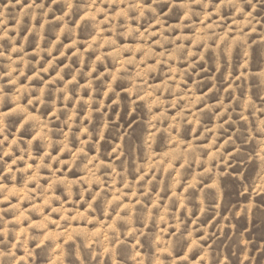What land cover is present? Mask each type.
Instances as JSON below:
<instances>
[{
    "label": "rangeland",
    "instance_id": "obj_1",
    "mask_svg": "<svg viewBox=\"0 0 264 264\" xmlns=\"http://www.w3.org/2000/svg\"><path fill=\"white\" fill-rule=\"evenodd\" d=\"M204 2L0 0V264H264V167L204 163L264 156V4Z\"/></svg>",
    "mask_w": 264,
    "mask_h": 264
},
{
    "label": "clouds",
    "instance_id": "obj_2",
    "mask_svg": "<svg viewBox=\"0 0 264 264\" xmlns=\"http://www.w3.org/2000/svg\"><path fill=\"white\" fill-rule=\"evenodd\" d=\"M54 2H55V0H54ZM166 2H167V0H153V5H156V4H159V3H166ZM209 2H210V0H208V2H204L203 3V7L204 8H208V3ZM245 4H251L252 7H253V10H255V8H256L257 5L264 4V0H255V3L253 2V0H227V3L225 5H222V7L232 8L235 13L240 14V15H244L245 14V7H244ZM68 7H69V10L71 11L72 4L69 3ZM98 10L102 11V9H98ZM148 11H150L153 14H155L156 13V8L155 7H150L148 9ZM216 11L219 12L220 11V8H217ZM121 14L123 15L124 13H121ZM208 14L211 15L210 12ZM65 15H67V13ZM94 15H95L94 13H89V16H91L93 19H94ZM143 16H144V11H141L140 16H138L136 19L139 20ZM60 18L63 19V17H60ZM254 19H255V17L253 16L252 12H249V13L246 14V18L243 21H239V20L236 19V17H233V22L236 23L238 29L241 32H243L244 27L247 26V25L252 24V21ZM257 23H259V21H257ZM66 28H67V24L65 25V29ZM130 31H132V30L130 29L129 32ZM125 34H127V33H125ZM245 35H246V33H245ZM241 39H243V37H241ZM76 43H77V41L74 40L72 46H75ZM53 47H55V45H53ZM48 51H49V53H51L52 52V49L49 48ZM0 89H2V88H0ZM22 91H25L26 92V91H28V89L25 88V89H22ZM3 98H4V96L3 95H0V100H3ZM12 99L14 101H17L18 100V96H14V97H12ZM37 99H40V98L37 97ZM65 99H67V97H65ZM40 102L43 103V100H40ZM119 102H120L119 99H116V100L113 101V104H119ZM31 103H32V101L29 100V104H31ZM103 107H104V105L101 104V108H103ZM13 111L14 112L15 111H23V109L17 108V109H13ZM98 111H99V109H98ZM89 115H91V113ZM161 115L163 116V113ZM29 119H31V118H29ZM21 127L23 128V125H21ZM105 127H107V125ZM218 127L219 128H223L224 125H218ZM4 131H5V128H0V133H3ZM85 131H87V129H85ZM165 131H170V130H165ZM100 135L103 136V130L100 131ZM7 139H8V137L6 135L3 136V139H0V144H2L3 141L4 140H7ZM251 140H252V137L249 134L248 141H251ZM248 141H245V142L247 143ZM27 143H28L29 149H30L32 142L31 141H28ZM58 143H62V145H63L61 147V149H60L61 152L70 151V149L68 148V144H67V138H65V141L58 142ZM11 144L12 145H16L17 147H19V143H18L17 140H13L11 142ZM225 144L234 145V147H233L234 150L232 152H229V153L225 154V152L222 151V149L224 148V145H220V148L217 149V150H215V151H212V145H208L207 147L209 149V153L210 154L208 155L207 161H204V163H211V161L215 160L217 167H219L221 164L224 165L225 171L222 172V173H220V176L234 175L235 174L234 169H235V166H236L237 163H239L242 168L246 169L247 166L249 164H251L254 160H258V161L261 162V166L264 167V156H259L258 154H255V153L254 154L253 153H249V154H247L246 159H240L239 161H237V160L233 159V157L237 156L238 154H240L243 151L241 149L240 144L237 143L236 140H233L231 138H229V140H226L225 141ZM52 145H53V142L52 141H48L47 147L48 148H51ZM11 151H12V148L10 146L8 148V150L4 154L7 155ZM23 151H25V150L22 149V152ZM80 151H81V153L83 152V146L81 147ZM28 155H31V151L30 150L28 151ZM44 155H45V157L50 156L47 151L45 152ZM221 157H223V159H221ZM22 158H23V156L19 157L18 159H22ZM43 160H44V158L42 157L41 158V164L39 166L41 168H49V169H51L53 163H56V162L62 163L59 160V157L58 156H51V162L50 163H47V164L44 163ZM229 161H231V163H229ZM15 162L16 161L14 160L13 163H15ZM30 167L31 166L29 165L28 167H26L24 169H19V170L20 171H27V169L30 168ZM228 169H231L233 171H228ZM205 171L206 172L207 171H210V169H205ZM262 177H264V176H262ZM28 179L29 180H36L37 177L36 176H30ZM238 179H241V180L243 179V172L242 171L239 173ZM13 191H15V190H13ZM243 191L244 192H247L248 191L247 186L244 187ZM252 191L254 193H256V194H259L260 192H264V179H261L260 180V183L259 184H256L255 187L252 189ZM82 193H83V190H81V194ZM68 195H69V198H71V196H72L71 190H69ZM4 199L6 200V199H8V197L5 196ZM57 199H59V198H57ZM45 203H47V201ZM53 211L54 212L55 211H59V209H55L54 208ZM201 212L203 214L204 210L201 209ZM235 215L237 217H239L240 216V211H236L235 212ZM228 219H229V217H224V220H228ZM224 226L225 225H223V224L220 225L221 228H223ZM24 231H27V229H25ZM6 232H7V229H5V234H6ZM204 232H205V237H206L208 235L207 228L204 229ZM191 236H192V233L189 232L188 233V237L190 238ZM43 243H44V239H40L39 240V243L37 244V247H39ZM198 243H199L198 241L193 240L192 241V246L195 247V246L198 245ZM24 244L26 245L27 244V241H24ZM28 255L31 256L32 255V252L29 251L28 252ZM7 256L8 257H12V253H8ZM245 259H250L251 260V264H256V258L255 257L249 258V257L246 256ZM7 264H14V259L7 260ZM33 264H34V261H33ZM219 264H227V260H220L219 261Z\"/></svg>",
    "mask_w": 264,
    "mask_h": 264
}]
</instances>
